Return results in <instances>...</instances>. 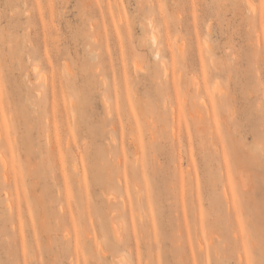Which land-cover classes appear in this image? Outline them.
Segmentation results:
<instances>
[{
  "label": "rangeland",
  "instance_id": "obj_1",
  "mask_svg": "<svg viewBox=\"0 0 264 264\" xmlns=\"http://www.w3.org/2000/svg\"><path fill=\"white\" fill-rule=\"evenodd\" d=\"M261 145L264 0H0V264H264Z\"/></svg>",
  "mask_w": 264,
  "mask_h": 264
},
{
  "label": "snow or ice",
  "instance_id": "obj_2",
  "mask_svg": "<svg viewBox=\"0 0 264 264\" xmlns=\"http://www.w3.org/2000/svg\"><path fill=\"white\" fill-rule=\"evenodd\" d=\"M261 151L264 152V145H261ZM123 264V262H122Z\"/></svg>",
  "mask_w": 264,
  "mask_h": 264
},
{
  "label": "bare ground",
  "instance_id": "obj_3",
  "mask_svg": "<svg viewBox=\"0 0 264 264\" xmlns=\"http://www.w3.org/2000/svg\"><path fill=\"white\" fill-rule=\"evenodd\" d=\"M153 39H154V37H153ZM157 56V55H156ZM50 88H51V86H50ZM203 102V101H202ZM204 103V102H203ZM53 105V104H52ZM71 105V104H70ZM199 117V116H198ZM67 133V132H66ZM50 151V150H49ZM209 243H210V241H209Z\"/></svg>",
  "mask_w": 264,
  "mask_h": 264
}]
</instances>
